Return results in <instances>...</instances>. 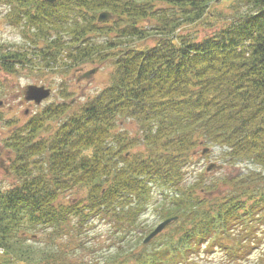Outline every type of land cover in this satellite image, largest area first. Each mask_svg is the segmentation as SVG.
I'll return each instance as SVG.
<instances>
[{
    "label": "trees",
    "instance_id": "trees-1",
    "mask_svg": "<svg viewBox=\"0 0 264 264\" xmlns=\"http://www.w3.org/2000/svg\"><path fill=\"white\" fill-rule=\"evenodd\" d=\"M219 1L0 0L12 25L37 39L31 53L0 44V70L32 69L31 54L51 71L113 66L84 102L63 89L64 102L23 125L0 110L15 180L0 186V264H264V0H239L229 23L202 38L180 33ZM101 12L112 19L99 23ZM206 147L223 149L227 167L261 171L189 182ZM154 186L164 190L161 219H177L144 244ZM95 219L106 235L92 232ZM216 252L219 263L209 258Z\"/></svg>",
    "mask_w": 264,
    "mask_h": 264
},
{
    "label": "rangeland",
    "instance_id": "rangeland-1",
    "mask_svg": "<svg viewBox=\"0 0 264 264\" xmlns=\"http://www.w3.org/2000/svg\"><path fill=\"white\" fill-rule=\"evenodd\" d=\"M241 4L239 0H220L217 4L211 5L212 15L208 16L202 22L184 26L180 33L197 36L199 38L207 34H212L217 31L221 24L229 23L234 15L235 10H233V7L243 8V4ZM9 13L10 7L0 4V44L6 46L8 49L27 50V52L29 51L30 53L36 51L37 46L32 42V40H37L33 35V28L30 29L26 27L25 24L13 26L12 22L7 17ZM219 20H224V22L222 23V21ZM147 43L148 44L141 43L140 47L145 49L147 45L148 47L154 45L151 41ZM30 57L33 60L32 69L20 67L15 74H9L0 70V102L4 104V107L0 110L6 119H15L18 125H23L28 116L38 113L43 110L44 107L55 102H64L61 95L63 89L74 92V96L71 97L70 100H74L75 103L84 102L88 97L94 96L109 83L113 70V66L110 62L103 65L99 63L87 64L69 69L64 65L62 66L63 63H61V66H58V70L51 71L50 69L44 68L45 66L43 63L39 62L34 55L31 54ZM94 68L97 69L94 75L89 79L78 81L82 73ZM29 85H44L52 89V94L48 99L43 101L41 105L36 106L33 104V106L30 107V104L24 100V90ZM28 109H30L29 115L25 116V111ZM125 127L129 130L131 137L136 136L137 126L133 121L127 120L124 125V128ZM10 131L11 126H6L4 124L0 125V186L4 188H9L15 183L12 177L7 176L9 172L8 169H10L8 159L11 154L7 152L2 144L3 139L8 136ZM201 150L202 149H200L197 161L188 169L189 173L187 177L189 182L202 172L207 173L206 168L210 163L224 165V168L220 171L216 170L213 173H207L212 174L213 177L215 175L221 177L223 174L234 173L236 170H241L243 173H247L250 170L261 171L258 166L251 162L238 163L234 167H227V165L219 159L224 151L220 147L213 148L205 156L201 155ZM153 189V199L148 203V211L142 217V225L147 228H155L162 221L155 208L158 203H160L164 190L160 186H154ZM86 193L85 189L76 190L73 193H68L66 198L67 200L80 198L81 196H85ZM93 225L92 232L100 233L101 235H106V232L109 230V225L106 224L104 220L95 219ZM105 251H107V249L104 247L101 253ZM258 255L259 250L256 249L251 258L254 260ZM209 258H211L212 262L219 263L222 261L223 254L216 252Z\"/></svg>",
    "mask_w": 264,
    "mask_h": 264
},
{
    "label": "water",
    "instance_id": "water-1",
    "mask_svg": "<svg viewBox=\"0 0 264 264\" xmlns=\"http://www.w3.org/2000/svg\"><path fill=\"white\" fill-rule=\"evenodd\" d=\"M48 3L54 4L58 0H44ZM112 18L111 13L109 12H102L98 16V22L104 23ZM97 72V69L91 70L84 75H82L79 80L90 78L92 75H94ZM51 96V89L46 88L45 86H38V85H29L24 90V98L26 102H34L36 105H40L44 100L48 99ZM2 103H0V106ZM209 151V149H205L203 151V155L206 154ZM222 166H218L215 163H211L207 167V171L211 172L214 169H221ZM177 218H169L163 222H161L154 230L151 232V234L144 240L145 244H148L151 242L152 239H154L156 236H158L160 233H162L168 225H170L174 220Z\"/></svg>",
    "mask_w": 264,
    "mask_h": 264
},
{
    "label": "flooded vegetation",
    "instance_id": "flooded-vegetation-1",
    "mask_svg": "<svg viewBox=\"0 0 264 264\" xmlns=\"http://www.w3.org/2000/svg\"><path fill=\"white\" fill-rule=\"evenodd\" d=\"M31 106H33V104H30V107H31ZM3 107H4V106H3ZM3 107H2V108H3ZM29 112H30V109H28L27 111H25V115L28 116V115H29ZM28 117H30V116H28ZM6 171H7V169H6Z\"/></svg>",
    "mask_w": 264,
    "mask_h": 264
}]
</instances>
